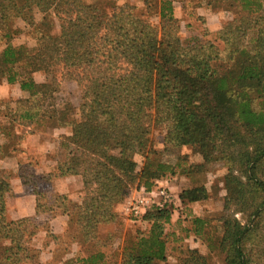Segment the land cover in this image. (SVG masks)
Listing matches in <instances>:
<instances>
[{"label":"trees","instance_id":"16d2710c","mask_svg":"<svg viewBox=\"0 0 264 264\" xmlns=\"http://www.w3.org/2000/svg\"><path fill=\"white\" fill-rule=\"evenodd\" d=\"M29 1L22 11H33ZM49 1L39 0L37 6L44 15L41 26L47 30L53 26V10L58 22L56 33L50 36L40 32L34 51L7 44L2 65L9 69L7 82L19 84L31 96L49 87L37 85L30 78L32 74L62 71L78 82L87 98L92 97L84 106V114L94 107L99 124H113L105 130L103 125L91 127L86 144L78 142L84 150L79 158V166L83 167L80 172L68 160L58 167H62L63 176L83 178L86 196L78 218L82 230L91 234L99 224L111 222L114 207L124 199L123 178L136 181L135 164L126 157L124 147L129 150L132 144H142L149 124L144 112L156 103L169 112L168 136L174 147L197 146L205 158L220 154L231 162L227 190L230 206L236 210L230 208V215L224 219L221 250L226 264H264V228L258 224L264 215V15L237 21L224 30L222 34L227 38L223 41L230 50L226 57L236 67L221 73L214 66V62L226 58L220 52L205 54L186 48L178 39L168 40L171 29L163 28L160 34L156 26L137 18L130 7H115L112 14H107L82 0ZM16 6V0H0V25L10 19ZM20 14L16 17L36 27ZM161 17L163 23L174 21L173 10L169 8V13ZM253 27L260 36L249 47L246 36ZM257 99L262 100L258 110L254 108ZM18 110L21 108L17 104L14 112L20 116L13 115L12 122L20 125L24 116ZM25 118L32 119L29 114ZM114 147L123 149L122 157L107 155ZM90 159L104 161L108 175L102 177L100 172L89 171L86 165ZM168 173L174 174L172 166L149 161L140 176V185L151 190L152 180ZM234 182L236 186L232 187ZM12 195V185L0 177V241L11 242L5 250L8 264H19L30 256L19 229L25 223L32 225V221L8 220L7 200ZM42 195H36L37 215L53 214L51 208L40 204ZM182 198L190 203L202 202L207 200L208 192L206 188L185 190ZM154 209L143 217L154 223L149 236L139 238L136 246L126 249L121 264L166 260L163 223H169L172 212L166 207ZM238 212H248L252 221L243 226L235 218ZM254 222L258 224L255 230L251 229ZM194 223L195 233L201 235L207 222L199 218ZM251 235L258 242L248 252L246 244ZM102 260L103 256L98 255L82 263L97 264Z\"/></svg>","mask_w":264,"mask_h":264},{"label":"rangeland","instance_id":"374dc122","mask_svg":"<svg viewBox=\"0 0 264 264\" xmlns=\"http://www.w3.org/2000/svg\"><path fill=\"white\" fill-rule=\"evenodd\" d=\"M16 1L18 7L12 9L10 19L0 25V87L6 88L5 94H11L6 100L0 99V141L1 136L9 140L4 151L10 153L13 148L21 145L20 140H30L28 149L34 153L21 161V171L17 175L21 174L24 179L14 183L17 191L9 204L11 210L23 209L28 214L33 208L34 196L40 192L44 196L40 198V204L53 210V214L39 215L38 218L31 219L32 225L25 223L19 229L24 234L25 246L30 250L28 260L19 264H83L82 260L98 255L103 256V260L97 264H121L124 251L136 246L139 238L149 236L153 229L154 223L143 218H131L127 213L136 191L144 187L140 185V176L149 161L168 164L174 170V174L168 173L164 178L152 180V189L165 188L172 200L164 206L172 212L169 223H163L166 260L156 264H226L225 254L221 250L224 219L230 215L231 209L236 210L230 206L227 190L231 162L220 154L205 158L197 146L174 147L168 136L169 112L156 103L147 107L144 112L149 124L142 144H132L129 150L124 147L126 157L135 164L133 175L137 176L136 181L123 178L126 179L124 199L114 207V218L111 222L99 224L91 234L82 230L79 216L82 214L86 196L83 178L80 175L63 176L62 167L61 170L58 167L60 163L68 160L74 169L77 166L76 172H80L83 167L79 166L82 162L79 158L84 150L78 142L84 143V140L90 138L91 127L103 124L98 123L97 113L93 112L94 107L84 114V106L90 104L92 97L87 98L78 82L64 75L62 71L32 74L30 78L37 85H49L34 96L22 91L19 84L7 82L9 69L2 65L7 44L34 51L38 46L40 32L52 36L58 29L53 10L50 11V20L55 27L51 25L47 30L41 26L44 15L37 7L39 0H30L28 5H31L33 11L23 10L24 12L22 6L27 4V0ZM82 1L87 6H97L105 10L107 14H112L115 7H130L137 18L156 26L160 34L163 28H166L165 31L171 29L168 40L178 39L186 48H195L205 54L217 51L222 57L230 52L223 41V38H227V35L222 34L224 30L235 25L237 21L264 15V0ZM169 8L173 10L174 21L163 23L161 16L164 12L168 14ZM19 13L36 24V27L31 28L25 20L17 18ZM8 35L10 37L6 39ZM259 36L260 31L251 28L247 31L246 45L250 47L255 44ZM228 60L230 59L227 56L214 62V66L221 73L235 69V63ZM261 103L262 100L259 99L254 101V108L260 109ZM17 104L21 108L18 111L24 116L20 125L12 122L15 118L13 115L20 116L14 112ZM26 114L32 117L30 121L25 118ZM109 126L113 124L103 125L102 129ZM40 143L42 146L46 144L48 148L47 154L45 151L48 159L45 161L37 154ZM107 155L122 157L123 149L111 148ZM86 166L90 168L89 171L100 172L102 177L108 175L102 160L90 159ZM43 167L49 173L43 174L39 170ZM6 168L7 172L0 177L12 185L17 175L10 174V166ZM235 186L236 182L232 183V187ZM199 188H206L207 200L197 203L183 200L185 190ZM199 218L207 222L201 235L195 233L194 221ZM235 218L243 226L252 221L248 212H238ZM258 224L260 228H264V215ZM258 224L254 222L251 229H257ZM252 235L246 244L248 252L254 250L258 242L255 236L252 239ZM10 245V241H0V264H8L5 250Z\"/></svg>","mask_w":264,"mask_h":264},{"label":"crops","instance_id":"0c3cea01","mask_svg":"<svg viewBox=\"0 0 264 264\" xmlns=\"http://www.w3.org/2000/svg\"><path fill=\"white\" fill-rule=\"evenodd\" d=\"M4 92H6V88L5 87H0V99H8L9 97H11V94L7 95ZM18 126V125H17ZM1 141H0V176L4 175L7 171H6V167L10 166V174L13 173V175H17L19 173L20 170V165H21V161H23L24 159H28L29 156L33 155V153L28 149L29 144L28 141L30 140H20L21 145L17 148H13L12 151L10 153H6L5 147L6 145L9 144V140L6 137L1 136ZM46 145V144H45ZM45 145H40L38 146L39 152L37 153L38 155H40V159L42 160H47L48 155H46L48 153L47 151V147ZM41 146V147H40ZM40 147V148H39ZM46 151V154H45ZM28 152V154H27ZM35 154V155H37ZM29 155V156H28ZM40 171H42V173H49V171L47 170V168H40ZM47 171V172H44ZM21 174L17 175L16 178L14 179L15 181H13L12 183V188H13V195L11 197L8 198L7 200V208H8V218L10 221H18L21 219H25V218H29V219H35L37 216V197L34 196V204H33V208L28 212V214H26L24 212L23 209H19L17 210L12 209L11 210V206L9 204V200L14 196V194L16 193V186L14 185V183L21 181ZM38 218V217H37Z\"/></svg>","mask_w":264,"mask_h":264},{"label":"built area","instance_id":"2783aa9c","mask_svg":"<svg viewBox=\"0 0 264 264\" xmlns=\"http://www.w3.org/2000/svg\"><path fill=\"white\" fill-rule=\"evenodd\" d=\"M171 201V195L165 188L149 190L141 187L136 191L133 201L127 208V213L131 218H143L152 209L164 207Z\"/></svg>","mask_w":264,"mask_h":264}]
</instances>
